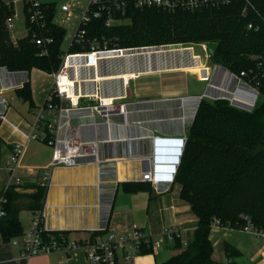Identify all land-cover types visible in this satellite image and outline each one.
Listing matches in <instances>:
<instances>
[{"label": "trees", "instance_id": "1", "mask_svg": "<svg viewBox=\"0 0 264 264\" xmlns=\"http://www.w3.org/2000/svg\"><path fill=\"white\" fill-rule=\"evenodd\" d=\"M42 5L45 14L41 25L26 21L27 33L13 39L5 23L13 6L0 0V65L8 70L38 68L52 73L59 68L65 28L54 20V2ZM115 16L128 17L130 21L106 26L105 17L92 18L85 26V39L70 45L69 51L88 49L93 37L99 41L104 37L109 46L116 42L119 47L214 42L212 61L234 74L242 70L258 72V96L251 110L233 105L226 98L200 99L186 127V140L173 177L179 185L180 198L190 204L196 215L197 225L185 245L175 236L177 251L156 263L222 264L212 258L209 230L214 223L242 229L246 216L254 227L264 230V76L256 69L258 63L264 64V0L174 11L127 7ZM32 32L50 38L46 53H40V45L32 41ZM17 94L31 101L29 83L24 82ZM122 185L129 192L152 189L149 181H126ZM20 187L33 190L11 186L5 192L0 233L6 241L22 233L19 211L41 209L47 191L39 182L21 183ZM48 233L67 236L63 231Z\"/></svg>", "mask_w": 264, "mask_h": 264}, {"label": "crops", "instance_id": "2", "mask_svg": "<svg viewBox=\"0 0 264 264\" xmlns=\"http://www.w3.org/2000/svg\"><path fill=\"white\" fill-rule=\"evenodd\" d=\"M50 2L49 0H42ZM60 14H63L60 10ZM73 17L75 14L73 12ZM73 18V19H74ZM73 21V20H72ZM180 49L178 47L177 51ZM166 52V51H165ZM196 58L198 56H195ZM198 59V58H197ZM113 60V61H112ZM110 62L101 63L98 73H131L127 79L115 77L113 80L99 81L98 88L102 93L112 94L121 90L123 82L137 75L146 73L153 67H164L165 62L149 65L147 58L138 66L127 65L112 71ZM143 63L145 65H143ZM200 69H191V68ZM183 71L191 76L198 74L202 79H210L212 85H219L222 89L210 86L216 96L233 97L237 94L234 86L227 83L225 68L211 73L202 61L182 67ZM204 68L205 75L200 71ZM35 70L34 78L29 77V71L11 77L9 80H0V96L8 101L4 111V119L0 122V164L11 152L15 142L25 140V134L30 131V125L35 119V110L44 102L53 78L52 74ZM153 70V69H152ZM207 70V71H206ZM197 71V73H196ZM194 73V74H193ZM91 75L87 71L84 75ZM29 83L31 101L22 99L17 90L23 87L25 80ZM88 87L94 82H87ZM89 89H93L89 88ZM224 89V90H223ZM241 89V90H240ZM239 92L242 90L238 87ZM128 95L127 86L124 90ZM234 93V94H233ZM213 94V93H211ZM245 93H238L239 98H247ZM247 94V93H246ZM198 95V94H197ZM185 96H177L181 98ZM175 98V97H173ZM173 98L127 100L130 102V114L127 121L121 123L117 118L112 127V135L121 138L103 144V161L114 160L113 167H99V164L80 163L77 165H56L50 171V184L47 187L43 202L45 212L44 225L50 232H65L71 240H81L103 235L111 231H124L131 224H136L153 239H156L163 228L173 226L176 228L180 240L188 241L193 235L197 225V217L191 206L179 196V185L171 182L167 188L158 191L151 184V190L126 191L122 183L126 181L141 180L142 173L149 171V141L139 140L147 137L148 133L165 137H178L186 132V124L181 119L179 103ZM189 99V98H188ZM191 99V98H190ZM188 104L183 100L184 116ZM180 110H175V108ZM167 116V118H162ZM135 128V129H134ZM144 135V136H140ZM124 153L125 156H124ZM52 147L45 141L29 140L26 142L24 154L16 173L23 180L22 183H38L39 174L51 161ZM101 171V174H100ZM6 179V171L0 170V192ZM142 181V180H141ZM144 181V180H143ZM16 189L32 191L33 188H22L13 185ZM28 210L29 216L23 214ZM32 210L19 211V220L28 223L22 225V233L16 238L18 243H11V239L4 240L0 233V264H87L85 253L81 248L75 249L67 256L59 253L39 254L29 258L21 257V245L24 235L29 227ZM209 239L212 244V258L222 264H264V234H256L241 228L213 224L209 230ZM143 252L136 255L132 264H156L168 259L177 250L174 248V238L165 236L160 244L152 249L144 245ZM119 264H126L120 260Z\"/></svg>", "mask_w": 264, "mask_h": 264}, {"label": "built area", "instance_id": "3", "mask_svg": "<svg viewBox=\"0 0 264 264\" xmlns=\"http://www.w3.org/2000/svg\"><path fill=\"white\" fill-rule=\"evenodd\" d=\"M4 1L8 5L13 6L12 15L7 17L5 21L13 39V19L17 15L14 8L16 4L20 3L22 6L26 33V21L37 26L41 25L45 14L42 9L44 1ZM234 1L240 0H86V4L81 7L79 6V0H73L72 2L62 4L60 10L64 14V21H72L74 18L73 6L80 8L77 17L78 24L71 36L70 46L81 43L85 39V26L92 18L105 17V25L110 26L120 22L121 18L115 15L123 13L127 7H159L171 11L193 10L208 6L228 5ZM54 20L60 24L57 22L56 17ZM247 27L251 28L252 24L248 23ZM31 39L40 45V53H46L45 46L50 41L49 37L40 36L32 32ZM101 39L103 40L99 41L96 37L91 38L88 42V49L84 51L70 52L69 49L64 51L59 68L51 73L53 78L52 84L46 93L43 104L35 110V119L30 125V131L25 134V140L23 142H15L9 155L0 164V170L6 171V179L0 192V217L5 214L3 208V204L6 202L5 192L11 186L20 185L23 182L21 177L17 175L16 170L20 166L27 141L34 139L45 141L52 147L51 161L39 174V184L47 188L50 184V171L52 167L56 165L71 166L80 163H94L98 165L104 160L102 155L103 144L114 140H121V138L112 135L111 127L117 118H121L119 122L125 123L126 116L130 114V102H117L127 97L124 90L128 81L126 84L123 82L121 90L118 93H112L109 96H106V93L104 95L100 89L97 90L96 86H93L94 89L92 90L82 88L79 91L78 85L70 84V87L76 91L73 97L69 94L61 79L63 76L74 79L76 74L75 66L79 64L91 65V59L95 57L120 54L123 50L129 51L126 54L130 57L148 55L162 51L163 46L119 47L116 45V42H113L111 47L106 38L102 37ZM201 46L206 52L205 43H202ZM195 56L197 55H193L194 58ZM217 65L224 68L219 64ZM91 70L92 68L89 72ZM227 70L226 72L230 77L237 79V85L243 88L242 90L246 88L247 91L245 93L247 94H244V96L254 97L253 103L250 105L252 109L258 96L257 88L244 83V81L242 82L241 75L245 73L244 70L240 71L239 74H234ZM22 73H26V70L10 71L5 66L0 65V80H9L11 77ZM25 81L26 79L20 81L19 84ZM108 97L111 99L107 100ZM229 101L238 107L242 106L234 103L231 98ZM7 105L8 101L0 96V122L4 119V111ZM170 138L179 139L181 145L168 146L167 148L171 153L160 156V160H158L160 158L157 156L158 154H155V157H158L156 160L160 162H155L154 172L158 174L154 175L159 176L152 177L151 169L142 173L141 176L142 181L151 182L158 191L164 190L173 182L176 169L172 161L176 152L179 149H183L184 138H186L185 132L183 131L181 136ZM158 167L160 168L158 169ZM171 167L174 168L171 169ZM162 176H166V178ZM44 216L43 207L32 212L29 227L21 245V257L29 258L34 255L49 253H59L61 256H67L75 249L81 248L85 253L87 264H119L120 260L126 264H132L134 257L142 252L144 245H150L152 249H155L165 236L169 238L178 237L177 230L173 226L163 228L158 237L153 239L144 229L136 224H131L124 231H111L87 239L71 240L62 234H49L44 225ZM245 218L247 221L242 229L256 234H264V230L257 229L246 216ZM186 242L181 240L183 245ZM11 243L15 244L18 241L16 238H13L11 239Z\"/></svg>", "mask_w": 264, "mask_h": 264}, {"label": "rangeland", "instance_id": "4", "mask_svg": "<svg viewBox=\"0 0 264 264\" xmlns=\"http://www.w3.org/2000/svg\"><path fill=\"white\" fill-rule=\"evenodd\" d=\"M54 2L55 8H56V19L57 22L60 23V25H63L65 28V35L61 43V49L63 51H67L69 47V43L71 41V36L73 32L75 31V28L78 24V15L80 12V8L73 6V12L75 14V18L73 21H64V14H60V7L62 4L67 2H72L73 0H49ZM81 7H83L86 4V0H79ZM15 11L17 13L16 17L13 19L14 28L12 30L13 37H21L25 35V22H24V12L22 9V6L20 3L15 5ZM122 23H128L130 20L128 17H124L123 19H120ZM144 46H163V50L166 52L161 53H151L148 55H138V56H132V57H126L122 58L121 60L116 59V62L114 67L120 70V68H123L127 65H133L138 66L139 63H142L143 56H148L146 62L149 63L150 66L152 64L158 63V60L160 59L161 63L164 61L166 66L164 67H153L149 69L146 73L137 75L136 77H132L128 80L127 84V90L128 95L125 98H122L118 100L117 102H123V101H133V100H141V99H166V98H173L175 103H180V99L183 98L185 102L188 104L187 109L188 113L186 111V115L190 113L191 110L195 107V99L194 97L197 94H201L204 92L206 84L210 81V79H202L199 77L198 74L190 75L189 72L183 71V66L191 64L193 62L198 63L202 61V63L208 67V69H211V73H214L220 68H218V65L216 62L212 61L210 56L203 50L201 44L199 43H192V42H176V43H169V44H152V45H144ZM112 47V46H111ZM132 47H141V46H132ZM180 47V49L177 51L176 48ZM162 49V48H160ZM168 49V50H166ZM173 49V50H172ZM193 55H197L199 57H193ZM113 63V64H114ZM126 64V65H125ZM216 64V65H215ZM143 65H145L143 63ZM259 68L258 71L261 73L262 76H264V64L258 63ZM153 69V70H152ZM191 69H200L199 67L191 68ZM202 72V75H205L204 68H201L200 70ZM207 71V70H206ZM29 77L33 79L35 70L31 69L29 71ZM244 74L241 75L242 82L255 86L256 88H259V79L256 77L258 72H252V71H246L244 70ZM197 73V71H196ZM240 73V72H239ZM224 78H227V83L231 84V86H236L237 79L234 77L227 76L224 74ZM106 83H109L106 81ZM241 90V89H240ZM246 90V89H245ZM245 93L244 91H241ZM241 92L238 93L240 94ZM246 94V93H245ZM214 95V94H213ZM177 96H185L182 98H177ZM185 98V99H184ZM189 98V99H188ZM191 98V99H190ZM248 98V97H247ZM257 99V98H256ZM175 110H180L175 108ZM182 112V109L179 111V113ZM184 121V120H183ZM191 118L187 116L185 119L186 127L190 123ZM192 122V121H191ZM185 127V128H186ZM23 214L26 216H29V211L25 210L23 211ZM26 223H28V219L26 222V219H22V225L24 226Z\"/></svg>", "mask_w": 264, "mask_h": 264}, {"label": "bare ground", "instance_id": "5", "mask_svg": "<svg viewBox=\"0 0 264 264\" xmlns=\"http://www.w3.org/2000/svg\"><path fill=\"white\" fill-rule=\"evenodd\" d=\"M166 50H168V49H166ZM128 52H126V51L123 50V51H121L120 54H115V55L114 54H110V55H106V56H103V57H95V58L91 59V61H92L91 65H86V64L76 65L75 66V72H76V74L74 76V79H71V78H69L67 76H63L62 79H61V81H62L63 84H65L66 89L69 92V94L74 97L76 91L72 87H70V84H76V85H78L79 86V91L82 88H84V89L92 88V86H96L97 90H99V89L101 90L102 87H99L98 88V82L99 81L113 80L115 77H123L122 79H127V78H129L131 76L130 75L131 73H121L120 74V73L117 72L116 74H113V73H105L104 75H101V73H100V76H98L99 75L98 70H99V67H100L101 63L104 62V61L110 62V60H112V59L121 60V58L130 57V56L127 55ZM161 52H165V50L158 51V52H154V53H161ZM114 62H116V60ZM114 65H115V63L112 64V68H113L112 71H114L116 69L114 67ZM88 68H89V70H88ZM91 68H92L91 75H86V74L84 75V73H86L87 71H90ZM87 82H94L95 85L92 83L88 87V83ZM212 86L215 87L216 89H222L221 87H219V85H212ZM238 87L239 86L236 85L234 87V89H233L234 91L236 90L237 94H234L233 93L234 96L233 97H230V98L233 100L234 103H236L238 105H242V106H245V107H250V105L253 103V98L254 97L252 98L251 96H248V98H243V97L242 98H239L238 97ZM106 96H109V94L106 95ZM110 99H111L110 97L107 98V100H110ZM195 106H196V101H195ZM180 107L182 109L181 119H184L187 116L190 117L193 114L194 110H195V107H194L193 110H191L188 115H185L184 116L183 115L184 114L183 102L181 103ZM182 117H184V118H182ZM126 121H127V116H126ZM184 122H185V119H184ZM158 148H160L161 151H162V150H165V148H167V147H165V146H158ZM157 156L160 157L162 155L160 153H158ZM160 159H161V157L158 160H160ZM157 162H160V161H157ZM154 165H155V162H154ZM159 168L160 167H158V169ZM154 174H158V173H155L154 172V167H153L152 177H158L159 176V175H154ZM162 177L166 178V176H162Z\"/></svg>", "mask_w": 264, "mask_h": 264}, {"label": "water", "instance_id": "6", "mask_svg": "<svg viewBox=\"0 0 264 264\" xmlns=\"http://www.w3.org/2000/svg\"><path fill=\"white\" fill-rule=\"evenodd\" d=\"M215 46L216 44L214 42H206L205 43V49H206V53L210 56L213 54L214 52V49H215ZM148 58V56H143V58ZM225 68V67H224ZM226 69V68H225ZM227 70V69H226ZM229 71V70H227ZM211 80L206 84V87H205V90L203 93L201 94H198L194 97L195 101H196V106H195V110L193 112V114L190 116L191 118V121L193 120V117H194V114L196 112V109H197V106L199 104V101L200 99L202 98V96H207V97H210V98H226V99H230L229 96H221V97H218L214 94L215 91H217L216 89H214L213 91H211ZM218 88V87H217ZM213 93V94H211ZM185 99V98H184ZM183 102V98L180 99V103L179 105H181V103ZM241 108H244V109H248L250 110L251 108L250 107H244V106H239ZM162 118H167V116H164ZM190 121V123H191ZM189 123V124H190ZM135 129V128H134ZM140 136H144V135H140ZM147 137H140L138 138L139 140H148L149 141V161H150V169L153 170V167L155 168V165H154V162H156L157 158L158 157H155V154H158L160 153L161 155H166V154H170L171 152L169 151L168 148H165V150H162L160 148H158V146H165V147H168V146H172V145H181L179 139H176V138H170V137H165V136H158V135H153V133H148L147 135H145ZM186 140V138H184V141ZM181 152H182V149H179L177 152H176V155L175 157L173 158V163H174V166H175V169L178 165V161L180 159V155H181ZM115 165V161L114 160H108V161H101L99 163V167H106V166H110V167H113ZM174 167H171V169H173Z\"/></svg>", "mask_w": 264, "mask_h": 264}]
</instances>
